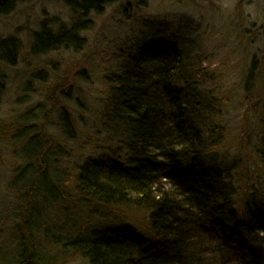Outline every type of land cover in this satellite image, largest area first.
Here are the masks:
<instances>
[{"label": "trees", "instance_id": "obj_1", "mask_svg": "<svg viewBox=\"0 0 264 264\" xmlns=\"http://www.w3.org/2000/svg\"><path fill=\"white\" fill-rule=\"evenodd\" d=\"M16 1L0 0V17ZM65 1L84 13L112 0ZM69 32L33 33L31 53L51 51L61 43L78 49L82 39ZM176 41L165 45L167 52L151 42L138 46L105 76L100 126L114 144L108 140V155L77 166L74 190L61 191L52 206L44 200L49 207L43 214L57 202L67 204L56 223L47 217L51 224L41 220L33 229L13 230L16 264H46L39 250L50 248L86 264H264V203L256 200L264 196V120L254 145L255 166L230 157L218 121L229 99L217 92L220 76ZM16 49L15 39H1L0 61L12 64ZM250 75L251 70L245 77L248 84ZM3 92L0 82V102ZM33 120H17L3 130L16 140L21 159L11 187L17 190L22 184V207L35 215L39 185L52 177L60 193L59 177L70 174L52 161L54 151L46 142L55 140L42 136ZM31 171L36 184L23 180ZM118 208L144 211L146 233L99 223L120 217Z\"/></svg>", "mask_w": 264, "mask_h": 264}, {"label": "rangeland", "instance_id": "obj_2", "mask_svg": "<svg viewBox=\"0 0 264 264\" xmlns=\"http://www.w3.org/2000/svg\"><path fill=\"white\" fill-rule=\"evenodd\" d=\"M85 11L81 13L77 5L70 6L65 0H17L0 17V40L10 37L17 41L14 62L0 61L4 86L0 102V264H16L13 230L33 229L41 220L42 225L51 224L47 217L56 223L67 204L57 202L52 211L43 214L44 200L52 206L61 191L74 190L77 166L108 155L104 143L114 142L100 126L105 76L116 71L117 64L138 46L151 42L167 52L165 45L177 39L191 58L202 57V66L220 76L217 92L229 98L218 120L224 127L223 147L240 164L255 166L254 145H258L259 121L264 120V0H115L97 15ZM79 23L85 26L75 27ZM61 29L82 39L78 49L61 43L51 51L31 53L33 33L56 36ZM70 41L76 44L72 37ZM32 118L39 133L52 136L60 148L53 152L52 161L61 163L70 174L59 177L60 193L52 177L39 185L35 215L33 209L22 207V184L17 190L11 187L21 159L16 140L3 130L17 120ZM33 172L23 177L27 184L37 183ZM256 200L262 205L264 196ZM116 210L120 217L99 223L113 230L130 227L146 233L149 219L144 211ZM39 240L44 245L46 238ZM59 252L50 248L39 250V255L49 264H86Z\"/></svg>", "mask_w": 264, "mask_h": 264}, {"label": "bare ground", "instance_id": "obj_3", "mask_svg": "<svg viewBox=\"0 0 264 264\" xmlns=\"http://www.w3.org/2000/svg\"><path fill=\"white\" fill-rule=\"evenodd\" d=\"M115 0H112L111 2H109V4L108 5H104V4H102L101 2L96 6V7H94V8H90L89 10H91V11H93V13L95 14V15H97L98 14V12L100 11V10H103L104 9V6H109L110 4H112L113 2H114ZM80 9V12L81 13H83V9H81V8H79ZM84 14V13H83ZM83 16V15H82ZM83 22L85 23V24H89V22L87 21V20H83ZM47 143V147H48V149L50 150V151H54V152H60V148L58 147V146H55V144H54V142H52L51 144H49L48 142H46ZM155 187V186H154ZM153 187V188H154ZM152 188V189H153ZM158 191H157V189L156 188H154V194L155 195H157L158 193H157Z\"/></svg>", "mask_w": 264, "mask_h": 264}]
</instances>
